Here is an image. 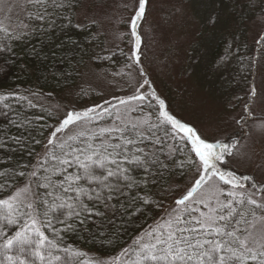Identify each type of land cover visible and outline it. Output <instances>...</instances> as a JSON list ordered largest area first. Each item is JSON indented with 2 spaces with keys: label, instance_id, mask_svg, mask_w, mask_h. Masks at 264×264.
<instances>
[{
  "label": "snow or ice",
  "instance_id": "obj_1",
  "mask_svg": "<svg viewBox=\"0 0 264 264\" xmlns=\"http://www.w3.org/2000/svg\"><path fill=\"white\" fill-rule=\"evenodd\" d=\"M234 3L241 19L246 10L259 13L255 44L264 48V0ZM147 4L124 3L131 47L120 54L132 91L113 97L117 103L65 106L55 117L49 113V122L13 107H37L27 95L0 94L8 119L0 128V153H8L0 156V264H75L84 253L65 241L67 234L111 243L141 220L146 226L117 256L82 264H264V184L233 169L238 140L219 139V129L205 135L157 93L137 31ZM17 7L23 17L13 21ZM103 7L97 0H0L7 20L0 19V64L14 62L18 44L42 42L57 29H88L91 36ZM219 22L215 11L195 21L212 29ZM245 113L253 118L247 105ZM237 123L247 127L245 117Z\"/></svg>",
  "mask_w": 264,
  "mask_h": 264
},
{
  "label": "rangeland",
  "instance_id": "obj_2",
  "mask_svg": "<svg viewBox=\"0 0 264 264\" xmlns=\"http://www.w3.org/2000/svg\"><path fill=\"white\" fill-rule=\"evenodd\" d=\"M97 2L104 5L99 15L100 23L96 26L104 45V56L121 50L127 53L131 37L126 35L129 13L124 3L129 0ZM231 2L234 0H227L228 5L222 0H148L145 18L137 29L141 37L142 66L157 93L166 99L173 115L196 125L205 135L219 129V139L238 140V158L232 165L233 169L253 177L258 184H264V48L255 44L261 31L254 19L259 17L258 12L245 24L248 48L252 53L258 50L259 57L251 87L245 89L242 99L238 94L229 99L221 91L223 81L227 80L232 52L243 40L239 41L235 35L224 51L212 60L213 48L221 38L220 34L232 26L229 19L232 16ZM214 11L220 14V22L215 29L195 23ZM17 15L23 17L18 7L12 13L13 21ZM0 19L7 24L5 13L0 12ZM125 64L126 59L114 68H95L87 62L80 71L76 86L65 90L53 102H46V106L56 116L57 110L65 106L83 108L102 103L104 99L117 103L113 97L123 98L132 91L127 86L131 77ZM252 89H255V96L250 95ZM79 90L88 91L97 99L78 104L75 94ZM245 105L253 118L246 117ZM241 117L247 121V127L243 129L237 123Z\"/></svg>",
  "mask_w": 264,
  "mask_h": 264
},
{
  "label": "trees",
  "instance_id": "obj_3",
  "mask_svg": "<svg viewBox=\"0 0 264 264\" xmlns=\"http://www.w3.org/2000/svg\"><path fill=\"white\" fill-rule=\"evenodd\" d=\"M222 2L228 5L227 0H222ZM230 7L232 16H229V19L232 26L225 29L222 35L220 34L221 38L213 48L212 60L224 51L228 41L235 35L239 37V41L243 40L232 52L227 69V80L223 81L224 86L221 91L229 99L237 94L239 99H242V93L251 87L259 51L252 53L245 38V24L254 16V13L246 10L243 13V19H241V5L231 2ZM90 39L91 43H89ZM100 40L96 27L92 30L91 36L88 29L80 31L73 27L65 31L57 29L54 33L42 38V42L33 39L31 43L18 44L15 46L17 56L14 58V62L9 60L6 67L0 64V94L19 91L27 95L37 107H30L27 101L23 103V107H19L16 102H13V107L20 112L22 117L44 116L45 120L50 122L49 113L52 114V117L55 116L45 103L53 102L65 90L76 86L80 71L87 62H91L95 68H114L126 59L124 55L112 52L111 59L93 60L92 57L97 54L104 56L105 49ZM72 41L76 43L73 44ZM33 46H35V52L32 50ZM253 58L255 59L254 63ZM4 59V56H0V61ZM61 73H71V75H61ZM75 99L78 104H82L83 102H92L97 97L88 91L79 90L75 94ZM6 127H8V119L3 115V112H0V128ZM11 131L16 133L17 130L12 128ZM7 154L0 153V156ZM16 159H20L19 154L16 155ZM23 159H28L26 154ZM147 223H151V220L148 219ZM140 225L146 226L145 221L141 220L139 225H129L127 231L121 233L119 238L114 239L111 243L102 242L100 238L93 239L87 234L80 233L67 234L65 241L84 253L83 256L74 258L75 264H82V262L118 255L120 249L130 242Z\"/></svg>",
  "mask_w": 264,
  "mask_h": 264
}]
</instances>
